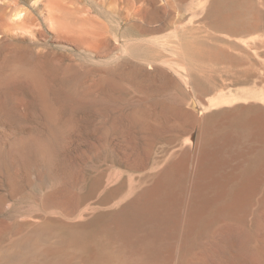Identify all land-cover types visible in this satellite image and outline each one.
Wrapping results in <instances>:
<instances>
[{"label":"rangeland","instance_id":"obj_1","mask_svg":"<svg viewBox=\"0 0 264 264\" xmlns=\"http://www.w3.org/2000/svg\"><path fill=\"white\" fill-rule=\"evenodd\" d=\"M45 1L0 0V22L10 21L6 15L11 10L24 13L20 21L24 19V23L19 25L22 29H13L19 31L14 34L21 32L19 36L24 37L0 39V76H9L23 57L22 63L42 71L47 90L38 91L25 77L8 78L6 90L0 86V97L5 95L6 103L4 113H0V264H56L55 257L75 252L70 247L57 249L54 241L67 237L69 230L85 227H102L108 232L121 211L130 208L138 192L151 184L180 149L185 148L186 160L191 158L195 141L191 119L186 117L188 121L183 120L180 128L169 121L161 128H143L133 119L128 122L131 111L142 102L152 104L159 113L186 108L199 118L210 115L203 120L210 128L220 126L240 110L264 109V0H252L254 16L243 24H255L252 30L231 32V37V30L220 27L214 19L213 0H117L120 5L115 11L108 7L110 0H55L66 4H59L65 11L54 7L58 8V14L53 9L55 26L49 20L51 3ZM1 23L0 30H4ZM24 29L29 31L23 35ZM86 40L89 46L81 44ZM222 51L232 59L219 55ZM105 68L109 69L102 72ZM103 77L107 82L98 81ZM89 80L96 81V88L88 87ZM214 96L221 98L220 104L207 107ZM53 111L59 113V119ZM50 127L63 131L51 138L52 156L43 160L37 141H47ZM235 172L230 164L219 171L226 173L227 180ZM188 184L185 168L176 188L179 200L172 230L164 233L168 239L161 238L162 244L166 242L165 250L161 245L164 253L158 250L157 258L162 260L157 261L156 255L148 258L158 264H264V222L255 221L257 213H264V204L253 200L244 220L231 215L212 220L208 206L213 201H201L204 216L189 235L182 219ZM53 191L56 199H51ZM121 245L115 240L110 247L118 250ZM135 247L140 250V246ZM124 251L131 258H127L128 263L132 262L135 258L129 256L134 251ZM135 261L130 264H137Z\"/></svg>","mask_w":264,"mask_h":264},{"label":"bare ground","instance_id":"obj_2","mask_svg":"<svg viewBox=\"0 0 264 264\" xmlns=\"http://www.w3.org/2000/svg\"><path fill=\"white\" fill-rule=\"evenodd\" d=\"M116 1L117 0H110L109 1L108 7L111 11L112 10L115 11L117 2L119 3V0L117 2ZM160 1H158V2H160ZM199 1H201V0H199ZM202 1H204V0H202ZM213 1H214V6H213L214 19H215V21H217V23L220 27L225 28L226 30H231L229 35L227 34L228 36L231 37L233 35V33H231V32H238V30H245V29L252 30V28L255 26V24H250L249 27L243 26V24H247V22L251 18H253V16H254L252 0H213ZM45 2H48V1L46 0ZM155 2H154V4H155ZM204 2H206V1H204ZM208 2H210V1H208ZM54 3H56V4H54ZM49 4H50L48 7L49 8V20L51 21V23L53 25L56 22L55 21L56 16L54 14L55 12H53V9L55 11L58 10V8L55 9L54 7H59L60 3L55 2V0H53V3H52V1L49 0ZM65 5H61V6H65ZM118 5H120V4H118ZM167 5H169L168 1H167ZM133 6H135V4ZM195 6H197V5H195ZM108 7H107V9H108ZM70 8L71 7H69V9ZM60 9H63V7ZM69 11H72V10H69ZM198 12H200V11H198ZM6 13H8V12H6ZM56 13H57V11H56ZM73 13H71V14H73ZM22 14H24L22 10L14 9V11L11 10L6 15V16H8V20H10V21L4 20L5 22L4 21H1L2 23L0 22L1 24H3V25H1L2 28H3V26L5 28L4 30H0V32L2 34L0 39L2 37H3V39L14 38L15 36L18 37L21 34V32L18 35L14 34L15 32L13 33V31L17 32L18 30H13V29H22L19 27V25H23V23H24V19H23V23H20ZM125 14H127V13H125ZM127 15H129V14H127ZM67 17H69V16H67ZM4 18L7 20V17H4ZM61 18H63V17H61ZM2 20H3V18H2ZM60 21H62V19ZM210 21H212V20H210ZM58 23H60V22L58 21ZM95 25H97V24H95ZM53 26H55V25H53ZM8 29H11V30H8ZM21 31L23 34V32L25 33V32H28L29 30L24 29ZM58 31H60V30H58ZM62 32H63V30H62ZM64 32H67V31H64ZM74 34L76 35V33H74ZM75 35H74V37H75ZM244 36H245V34H244ZM19 37H21V36H19ZM23 37L24 36H22L21 38H23ZM76 37H77V35H76ZM222 37H224V36H222ZM249 37H251V35H249ZM177 38L178 37H176V39ZM77 39L79 40V38L77 37L75 41H77ZM89 39L90 38H88V40ZM233 39H234V37H233ZM238 39L243 40L244 38L239 37ZM4 41H6V40H4ZM78 42L80 43V40ZM234 42H237V41H234ZM241 43H239V44H241ZM81 44H84V45L87 44V40H86V42L84 41ZM86 46H89V45L87 44ZM88 48L89 47H87V49ZM229 49H230V47H229ZM245 51H247V50H245ZM24 53H26V52H24ZM218 53H219V55L221 54L223 57H226L227 59H232L231 58L232 55L229 56L228 54H225L224 51L218 52ZM218 53H216V54H218ZM201 54H202V52L200 53V55ZM182 56H184V55H182ZM239 56H240V54H239ZM13 57H14V55H13ZM21 58H23V57H21ZM21 58H19L18 64H16V65L14 64L15 67L12 66L13 69H11V71L9 72V76L8 75H6V76L3 75L4 77L0 76V86L1 87L7 86L11 79H14V81H15V78L16 79L19 78V80H20L21 79L20 77H22V78L25 77L26 81L28 80V82L30 84H33L34 88L38 89V91L39 90L40 91H42V90L47 91L44 89L45 84H43V81L41 78L43 76L42 71H39L40 69H38V68L37 69L34 68V67H36L35 65H33L34 66L33 67L32 65L28 66V65L22 63ZM194 59H196V58H194ZM15 61L17 62V60H15ZM19 61L21 63H19ZM12 64H13V62H12ZM9 65H11V64L9 63ZM111 68L114 69L113 67H111ZM106 69H109V68H105L104 69L105 71H103V69H101V70H102V72H106ZM114 72L116 73V71H114ZM6 74H8V73H6ZM8 78H11V79L8 80ZM92 79H94V78H92ZM105 79H107V77H105ZM105 79L103 77L102 79H99L98 81L103 82ZM190 79H191V77H190ZM103 83H101L100 85L103 86ZM110 83H112V82H110ZM110 83H107V84L109 85ZM18 84H21V83H18ZM119 84H120V82H119ZM138 84H140V83H138ZM96 86H97V83H96V81H93V80L90 81V83L88 84V87H91L92 89L96 88ZM1 87H0V89H1ZM99 87L100 86H98V88ZM91 88H90V91H91ZM6 89L7 88L5 87L4 90H6ZM36 89H34V91ZM99 89H101V87ZM142 89H144V88H142ZM101 90H100V92H101ZM95 91H97V90H95ZM7 93H9V92H7ZM101 93H99V94H101ZM41 94H42V92H41ZM87 94L90 95L89 92H87ZM44 95H46V94H44ZM0 96H1V94H0ZM100 96L102 97V94ZM100 96H98V97H100ZM3 97L2 98L0 97V113H2L4 111L5 104H6L3 100ZM7 97H8V95H7ZM106 98H104V99H106ZM29 99L31 100V98H29ZM41 99H42V96H41ZM114 99H117V98H114ZM139 99L143 101L144 98H143V96L142 97L140 96ZM220 99H221L220 97L214 96V99H210L207 107H209L210 105L220 104V102H219ZM127 100H129V99H127ZM40 101H42V100H40ZM37 103H39V102H37ZM52 104L53 103H51V105ZM202 104H204V103H202ZM26 105H28V104L25 101V108H26ZM240 105H241L240 106L241 108H244V106H245L244 104L243 105L240 104ZM45 106L48 107L47 104ZM21 107H24V106L21 105ZM203 108H205V106ZM53 112H56V111H53ZM166 112H169V113L165 114L164 111L162 113H159V112L155 111V109H153L152 104L142 102V105H140L139 108L131 111L132 118H129L128 122H130L133 119L135 122L141 123L143 128H146V127L147 128H152V127L161 128V127H163V125L167 121H169L173 126L180 128L181 124L183 123V120L188 121L187 119H191L190 123L194 124V126H195V139H194L195 141H194L193 145L191 144V149L193 150L191 158L186 160L185 148L180 149L177 152V154H175V156L172 157V159L166 163V165L164 166L162 171L157 175V177L155 179L152 178L153 181L151 180L152 181L151 184L149 186H147L146 188L140 190V192H138L136 198L132 201L130 208H128L124 211H121L122 213L115 219V221L113 223V227L110 228L108 230V232L105 233V231L103 230L104 228H102V227L95 228V229H87L85 227L86 229L84 228L80 231L69 230V232L67 233V237H64L63 239L57 238V239H60L58 241L57 240L54 241V244L56 245L55 247L57 249H63L65 247H67V248L70 247L71 249L74 250L75 253L74 254H71V253L62 254V253H60L62 255H60V256L57 255L58 257L54 258L55 262H57L58 264H130L136 259L135 263L137 262V264H158L159 262L155 261L154 256L156 255V258H157L158 250H160L162 252H163V250H165V249H163V247H164V244L166 242H164L162 244V242L164 240L161 242V238H162V235H164V233L168 232L167 234H169L170 230H172V229H170V228H172L170 226L172 225V222L176 218L175 217V213H176L175 207H176V204L178 203V200H179V195L177 193L176 188L178 187L179 178L182 176L183 172L185 173V168L187 169V172H188V177H189L188 187L190 188V191H188L187 197H186V203H184L186 205L185 206L186 211H185L184 218H182V219H184V225L188 229L187 234H189V235L191 233L189 231L193 232L192 229H194V227H195L194 225L196 224L197 221H199V220L201 221L202 215L204 214L202 207H200L201 201L203 202L204 200H208V199H210V201H213L211 204L209 203L210 205L208 206L209 212H211L210 217L212 220L213 219L214 220L219 219L220 217L222 218V216H224V215L225 216L231 215L232 217L235 216L237 218H241L244 220V218L248 216V215L246 216V214H247V211L250 209V206H251L253 200L259 199L260 203L262 205L264 204V109L262 110L260 108L259 109L249 108V109H246L244 112H241V110H240L239 111L240 113H237V114L234 113L232 116L230 115L231 117L230 116L228 117V115L226 114L228 119L227 120L225 119L226 121L222 122L220 124V126L214 127V128L205 127L204 123H203L204 119H207V117H211L210 115H206V116L203 115L204 117L202 116V118H199L194 112L189 111L186 108H182L179 111H175L174 109H169ZM57 114H59V113L56 112V117L58 118ZM0 116H2V114ZM112 117H115V116H111V118ZM186 117H188V118L186 119ZM109 119L110 118H108V120ZM54 120H55V118H54ZM57 120H56V122H57ZM106 120H107V117H106L105 121ZM133 120H132V122H133ZM110 121H111V119H110ZM110 121H109V123H110ZM117 124H118V122H117ZM115 125L116 124H114V127L117 126V125L116 126ZM125 125H124V127H125ZM112 127L113 126H111V128ZM131 127H132V125H131ZM131 127H129V129L127 127L126 128L128 130H130ZM140 127H139V129H140ZM123 128H122V130H126V128H124V129ZM133 128H134V126H133ZM143 128H141V129L143 130ZM48 129H49L47 131L48 137H46V138H48L47 141L46 140H43L42 142L40 140L37 141L38 142L37 150L40 153L43 160H47L50 158V156H52L51 155L52 154L51 149H52V143L53 142H51V138H56V136L61 134L63 131L61 128H51L50 127ZM78 129H81V128L79 127ZM62 140H64V139H62ZM27 150H28V148H27ZM17 152H19V151H17ZM36 153H37V151H36ZM32 161H34V160H32ZM228 163L230 164L232 169L237 172V173L235 172L236 174L233 173V176H230L229 180H227V177L224 176V175H226V173L224 175L222 173H221L222 175L219 173V171L222 170L223 166L225 168V165H229ZM230 171H228V172H230ZM231 174H232V172H231ZM41 175H42V173H41ZM221 176L222 177L224 176V178H223L224 180L218 181V179H220L219 177H221ZM81 177H78V178H81ZM213 179L216 180V182H214ZM7 180L9 181L10 179H7ZM211 187H214V188H211ZM258 187H260L261 189H259ZM60 188H58V189H60ZM52 194H51V196L53 198H51V199H54L56 196V195H54V191ZM47 195L50 196V194H47ZM58 196L59 195L57 194V197ZM256 196H258V198H256ZM206 204H208V203H206ZM208 209H205V211H207ZM205 214H206V212H205ZM257 215L258 216L256 217L255 221H257L258 224L261 222L263 223L264 222V213H262V211H261L260 213H257ZM231 216H229V217H231ZM235 217H233V218H235ZM176 221L177 220H175V222ZM206 222H208V221H206ZM63 225H64V223H63ZM174 226H175V224H173V227ZM196 227H197V225H196ZM206 227H207V225H206ZM204 230H205V228H204ZM141 234L142 235L144 234V237H140ZM170 234H172V232ZM196 234L198 235V233H196ZM174 236H175V234H174ZM164 237L166 239H168V236L166 237V235H164ZM186 237L183 238V242H184ZM193 239H194V237H193ZM115 240H118L122 244L118 250H114L110 247V245L113 244V242H115ZM35 241L37 242V240H35ZM135 245L140 246V250L137 247H135ZM161 245H163V246H161ZM25 246H28V245H25ZM160 246L162 247L163 250L160 249ZM124 250H130L132 252L134 251L133 253H130V256H129V257H132V255L134 256V257H132V259H134V258L135 259L132 260V262L128 263V260H127L128 257L127 256L129 254H126V252ZM159 254H161V253H159ZM151 255H154L153 256L154 261H151V258H148V256L150 257ZM162 256H164V254H161V257ZM46 258H47V256H46ZM46 258H44V259H46ZM158 258L156 259L157 261H158ZM128 259H131V258H128ZM161 260L159 258L160 262H161ZM237 263H238V261H237ZM26 264H29V263H26Z\"/></svg>","mask_w":264,"mask_h":264}]
</instances>
